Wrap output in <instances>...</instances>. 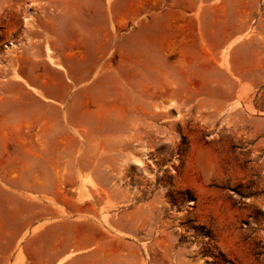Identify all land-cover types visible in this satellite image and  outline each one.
Returning a JSON list of instances; mask_svg holds the SVG:
<instances>
[{
	"label": "rangeland",
	"instance_id": "obj_1",
	"mask_svg": "<svg viewBox=\"0 0 264 264\" xmlns=\"http://www.w3.org/2000/svg\"><path fill=\"white\" fill-rule=\"evenodd\" d=\"M11 263L264 264V0H0Z\"/></svg>",
	"mask_w": 264,
	"mask_h": 264
},
{
	"label": "crops",
	"instance_id": "obj_2",
	"mask_svg": "<svg viewBox=\"0 0 264 264\" xmlns=\"http://www.w3.org/2000/svg\"><path fill=\"white\" fill-rule=\"evenodd\" d=\"M49 60L51 61V62H54V59L53 58H50V56H49ZM4 226L2 225V228H3ZM12 264V263H11Z\"/></svg>",
	"mask_w": 264,
	"mask_h": 264
}]
</instances>
